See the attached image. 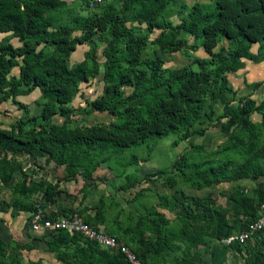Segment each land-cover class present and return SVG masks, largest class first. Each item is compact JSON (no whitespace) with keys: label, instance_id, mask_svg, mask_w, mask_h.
Returning <instances> with one entry per match:
<instances>
[{"label":"trees","instance_id":"16d2710c","mask_svg":"<svg viewBox=\"0 0 264 264\" xmlns=\"http://www.w3.org/2000/svg\"><path fill=\"white\" fill-rule=\"evenodd\" d=\"M74 2L95 11L88 15L76 13ZM89 2L0 0V33L7 34L0 41V105L11 101L23 110V117L13 120L7 129L0 123V147L15 144L29 158H45L46 162L63 166L68 176L58 178V183L73 181L77 176L91 179L99 166L108 164L123 179L117 191L138 202L143 193L136 188L154 178L164 187L174 188L181 183L202 190L264 176V165L254 158L264 152V99L257 104L245 97L236 106L227 102L215 123L214 112L205 114L207 101L230 88L227 74L242 69L244 59L264 61V0H210L191 6L180 0H113L94 9ZM172 17L179 22L174 24ZM155 32L158 34L151 37ZM182 32L193 38V44L189 46L180 38ZM82 45L88 47L83 60L71 65V55ZM148 45L153 50L144 56ZM253 45H258L256 54L251 51ZM199 48L207 58H194L177 70L165 67L161 58L162 54ZM14 68L19 70L17 76L11 75ZM91 80L102 84L100 95L92 100L82 97L84 104L73 109L72 101L77 95L83 96L79 94L80 86ZM260 86L251 85L253 89ZM125 88H131V93L127 95ZM36 89L41 93L36 104L42 109L38 115H29L16 98ZM93 112L114 120L91 125L75 122ZM255 112L262 116L260 124L250 121ZM203 116L211 121L209 126L220 123L225 128H239L213 151L188 143L169 174L159 170L141 179L140 159L126 152L152 138L174 135L176 146L193 135L202 136L206 128L192 129ZM55 117L63 122H53ZM223 119L227 120L222 123ZM10 181L11 175L0 165V183L7 187ZM42 188L41 200L35 201H40L46 211L55 203L56 185L41 181L36 187H28L23 180L12 188L17 199L11 206L0 201V212L9 207L13 217L20 211L29 212L30 222L36 211L31 197ZM85 192L82 188L81 193ZM251 195L242 185H235L226 194V203L234 213L231 226L225 217L228 208L214 205L209 196L189 200L180 189L170 197L152 195L156 202L144 206V215L125 212L119 202L103 195L94 207L93 217H85L82 210L57 207L50 218L77 212L87 224L97 230L102 226L107 235L122 240L142 264H167L166 251L181 252L175 264H196L191 250L206 247L209 240L222 241L237 234L256 218L264 187L259 185ZM178 206L182 210L173 220L158 211L174 212ZM46 233L52 238L45 242L46 252L54 254L60 264H128L118 252L102 249L78 234ZM253 241L264 245V229L245 244H223L241 252L242 246ZM14 250L30 252L33 246L6 243L0 238V264H43L42 260L24 261L11 253ZM245 261L264 264V253L249 248Z\"/></svg>","mask_w":264,"mask_h":264},{"label":"crops","instance_id":"0c3cea01","mask_svg":"<svg viewBox=\"0 0 264 264\" xmlns=\"http://www.w3.org/2000/svg\"><path fill=\"white\" fill-rule=\"evenodd\" d=\"M174 24H177V23H174ZM5 36H7V34L0 33V41ZM180 38L186 40L189 46L193 44V38L184 32L181 33ZM225 43H226L225 46H227L229 44V41L226 40ZM12 44L17 46L18 45L17 40H12ZM257 47L258 45L252 46L251 51L253 54H256ZM146 50H153V46L148 45L146 47ZM198 53L199 55H201L199 56V59L207 58V55L202 48H199L195 51L189 50L188 53L186 51L184 53L178 52L175 54H171L172 56L175 55L179 57L175 65L173 64L174 66H169V60L171 61L172 59L170 55L162 54L161 58L164 60L165 67L167 66V68L169 69L177 70L187 65L188 63H190L192 59L198 58L197 57ZM204 54L206 55L204 56L205 58H200V57H203ZM183 56L184 58H182ZM243 62H244V66L242 69L238 70L237 72L227 74V79L230 84V88L225 90L222 93H219V92L215 93L213 97L207 101V105L205 107V114L209 112H214L215 114V117L213 118L212 123H215L216 116L222 113L223 108L227 102H229L232 106H236L237 104H239V100L245 97L254 100L257 104H260L263 101L264 99V61L260 63H254L250 60L244 59ZM18 73H19L18 68H14L11 72V75L17 76ZM254 83H261V86L258 89H253L251 85ZM124 90H125V93L128 95L131 93L132 89L125 88ZM98 95H100V93ZM40 96H41V93L39 89H36L28 96L17 97L16 101L24 105L28 109L29 115H34L31 113V106L37 103ZM70 106L72 105L70 104ZM37 107H38L39 113L35 115L40 114L41 109H42V107L39 105H37ZM72 108L75 109L74 107ZM18 115L19 117H17ZM103 115H106V114H103ZM21 117H23V110L19 109L17 105L12 103L11 101L4 102L0 105V123L2 125V128L7 129L13 120H19L21 119ZM106 117L108 118L107 119L108 121L104 122V124H109L110 122L114 120V118L111 116L106 115ZM55 118H53V122ZM226 120L227 119H223L221 120V122L223 123ZM250 121L254 124H260L262 121V116L255 112L251 114ZM210 123L211 121H209L206 116H203L199 120V123H197L193 127L192 130L198 131L200 130V128H206L207 130L205 131L204 135L201 136V137H204V141L197 142L195 137L200 136V135H193L192 137L189 138L188 141L181 142L182 146H181V149L179 148V150L183 151V149H185L187 144L190 143L194 146H202L203 149L207 152L213 151L227 140L228 135L234 134L239 128L238 126L234 128H225L220 123L215 125V127H212V126H209ZM13 146L15 150H18V154H16L17 157L22 156L23 158L27 159V162H29V164L32 165V163H36L40 167L44 168L40 172L41 175L43 171L46 172L44 176V180H42L44 183L56 185V193L54 194L55 203L51 204L50 208L52 209L50 211L46 210L47 212H50V214L55 213L57 211V207H59V208H65L67 210L69 209L82 210L84 211L83 215L85 217L87 216L93 217L95 215L94 207L98 204L99 198L101 196L104 195L105 197H109V194L111 192H113L112 194L116 193V198L113 197V199H115L118 202H119V197H123V193L121 191H117V187L120 184H122L123 179L115 175V172L113 171V166H110L108 164H103L99 166L94 171L91 179H84L81 176H77L76 179L73 181H62L58 183L57 182L58 178L64 179L68 176V173L66 172L63 166L56 165L53 162H46L45 158H29L27 155L20 152L18 145L13 144ZM259 178H260V182L264 183V176L259 177ZM40 182L38 183L34 182L31 184L26 183V185L28 187L30 186L32 187L33 185H35L36 187L38 184H40ZM240 183L241 181H237L235 183L234 182L233 183H223L218 186L211 187V188H204L202 190H193V189H189L185 185H177V187H174V188L164 187L159 183V181H155L154 179L150 181H142L140 185L136 188V191H142L143 193V198L138 202L139 203V213L138 214L144 215V206L146 205L145 201L148 199H151V197H153L152 195L170 197L173 195L176 189H180L184 191V193L186 194L189 200H191L194 197L203 198V197L209 196L211 198L213 197V195L210 196L209 194L214 189L220 186L222 187V186H227V185H232L234 187L235 184L238 185ZM44 188H46V186H44ZM82 188L86 189L85 193H81ZM42 193H43V188L41 190H38L33 195L37 196L38 198L43 195ZM128 195L129 194H126L124 197H127ZM154 200L156 201L155 198ZM11 210L12 208L9 207L7 208L6 212H0V238L6 243L19 242V243H25L27 245L33 246V250L30 252L20 251V250H18L19 252H17V254L20 256H21V253L23 252L27 253L28 258H29L27 259V261L42 260L43 264H45L44 259L51 258L54 262H56L57 260L55 259V255L52 253L46 252L45 242L51 240L52 239L51 236L47 235L46 232H40V233H43V236L37 235L36 233H33L30 231L28 225L25 226L26 223L29 222V217H30L29 212L20 211V212H17L15 217H13L11 216ZM181 210H182L181 206H178V208L174 212H168L166 210L158 209L160 213H163L170 220H173L175 218V215L177 213H180ZM108 220L109 219H107V221ZM27 227L29 230L27 229ZM99 230L104 231L106 233V231L104 230L102 226H100ZM147 236L148 234H146V237Z\"/></svg>","mask_w":264,"mask_h":264},{"label":"rangeland","instance_id":"374dc122","mask_svg":"<svg viewBox=\"0 0 264 264\" xmlns=\"http://www.w3.org/2000/svg\"><path fill=\"white\" fill-rule=\"evenodd\" d=\"M67 1L68 3H71V1L73 0H67ZM111 1L113 0H108L107 3H110ZM180 1L185 3L187 6H191L195 2H204V3L210 2V0H180ZM80 3L81 2H74L73 4L74 12L79 13L81 15H88L95 11V10H87L86 6ZM173 11H176V8H174ZM171 20L174 23H178V19L176 17H172ZM157 34L158 32H155V34L152 35L151 37H155ZM75 35H78V33H76ZM224 44L226 43L224 42ZM87 50L88 47L85 45L78 46L74 54L71 55L70 64L72 65L81 61L83 59V53ZM151 51L152 50H145L143 55L147 56ZM98 56L101 57L100 51L98 52ZM199 56L201 55H199L198 53L197 57L199 58ZM204 56L206 55L204 54L203 57L200 58H205ZM170 57L172 59L171 61L169 60V66H174L176 61L179 59V57L175 55L174 56L170 55ZM182 58H184V56ZM101 90H102V84L99 83L97 80H91L88 83L82 84L80 86L79 94H82L83 96L80 97L79 95H77L74 101H72L71 107H74L76 109L80 105H83L84 99L82 97L89 100L96 98L98 94L101 93ZM31 113L34 115L39 113L36 104H33L31 106ZM17 117H19V115ZM107 119L108 118L106 117V115L93 113L90 116L80 118L75 122L82 125H91L98 122L104 123L108 121ZM68 120L69 119L67 118L66 121ZM54 122L62 123L63 120L59 117H56L54 119ZM195 139L197 140V142L204 141V137L201 136H196ZM175 140H177V136L174 135L159 140L152 138L149 141H147L144 145L136 148H131L126 152L127 156L135 155L140 159V162L138 164V169L141 179H144V175L153 174L159 170L165 171L167 174H169L172 171V167L174 165L175 160L179 158V155L183 154L187 149L186 146L185 149H183V151L179 150V148L181 149L182 146L181 142H179L178 145L173 146V142ZM154 143L155 145L152 146ZM13 147L14 146L12 144L10 146L7 145L0 147V165L7 174L11 175V181L9 182L7 187L3 186L0 183V200L6 203L8 206H11L14 200L17 199V196H14V194L12 193V187L15 184H17V182L21 183L24 180L25 183L27 184L29 183L31 184L34 182L38 183L44 180V176L46 174L45 171H43L42 175L40 174V172L44 168L40 167L38 164L32 163L31 165L29 164V162H27L26 158H23L22 156L17 157L16 154H18V150H15ZM3 157L5 158V160L3 159ZM254 158L256 161L264 165V152L256 154ZM154 180L159 181L156 178H154ZM179 185H184V184L180 183ZM238 185L244 186L247 189V192L251 198H252L251 194L253 189L258 187L259 185H262V187H264V183L260 182V178L254 180L241 181V183ZM232 187H233L232 185H227L222 187L220 186L214 189L213 191H211V193L209 194L210 196L213 195V197H211L210 199L214 205H221L229 209V213L226 214L225 216L227 224L229 226L233 224L234 213L233 211L230 210V206L227 205L225 196L227 193L230 192ZM112 193L113 192L109 194V197H107L108 199H112L113 197L116 198V193L115 194ZM131 197L132 196L129 195L126 198L119 197V202L122 208L125 210V212L131 211L137 215L139 213V203L138 201H133ZM35 200H41V197L37 198V196L33 195L31 197V201H35ZM145 202L146 205H153L156 201L154 200V197H151V199H148ZM51 209L52 208L46 207V210L48 211H50ZM36 234L43 236V233H36ZM255 244H256L255 241H253L250 244L248 243V245H244L241 247V252H236L225 246L220 239L215 238L209 240V243L206 247H200L196 250H191V253H192V258L196 262V264H246L245 260L249 255V248L254 247L260 253H264V245H255ZM17 252L19 251L14 250L11 253L17 254ZM21 256L24 259V261H27V259H29L27 253L25 252L21 253ZM165 257L167 264H175L174 261L176 259H181L182 254L181 252L172 253L170 251H166ZM44 261L45 264H59L57 261L54 262L51 258L44 259Z\"/></svg>","mask_w":264,"mask_h":264},{"label":"built area","instance_id":"2783aa9c","mask_svg":"<svg viewBox=\"0 0 264 264\" xmlns=\"http://www.w3.org/2000/svg\"><path fill=\"white\" fill-rule=\"evenodd\" d=\"M108 0H90L89 7L94 9ZM40 201H35L36 211L31 215L29 229L33 233L64 232L69 235L78 234L82 239L98 245L102 249L118 252L123 256L128 264H142L133 250L122 240L107 235L104 231L97 230L85 222L84 216L77 212L69 213L66 216L50 218V213L43 211ZM264 229V199L258 206L256 218L247 226L245 230L222 239V243L229 245L234 242L245 244L253 239L254 235Z\"/></svg>","mask_w":264,"mask_h":264}]
</instances>
